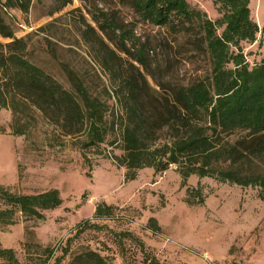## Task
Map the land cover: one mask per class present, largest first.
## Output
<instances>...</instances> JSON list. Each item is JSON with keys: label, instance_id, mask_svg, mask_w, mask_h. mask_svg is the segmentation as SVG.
<instances>
[{"label": "rangeland", "instance_id": "1", "mask_svg": "<svg viewBox=\"0 0 264 264\" xmlns=\"http://www.w3.org/2000/svg\"><path fill=\"white\" fill-rule=\"evenodd\" d=\"M187 1L211 20L220 16L213 0ZM58 5L55 0H28L26 12L7 9L5 18L14 36L27 41L26 57L65 88L66 70L72 71L88 95L105 104L103 121L112 127L102 142L86 146L84 129L67 134L48 112L18 105L19 120L14 123L11 110L0 108V186L15 194L55 188L61 199L58 206L42 211V219L15 213L12 225L0 226V247L11 248L20 264L42 260L48 254L44 264H52L67 238L68 253L58 264H67L72 254L85 247L97 251L108 264H151V257L159 264H264V190L258 184L240 185L217 174H190L183 180L182 163L170 164L157 174L151 167L132 170L119 163L126 120L114 93L115 80L95 54L93 39L111 51L113 68L122 76L143 75L141 111L148 121L160 110L150 95L169 102V87L187 84L208 72L207 56L192 43L195 35L173 33L167 26L141 20L126 0H68ZM249 8L259 28L254 42L242 43L251 66L264 54V0H249ZM98 10L113 16L146 45V72L132 52H121L108 33L98 29L93 21ZM6 41L0 37L1 43ZM16 124L22 134L15 133ZM155 133L153 146L167 139L164 131ZM224 140L241 141L238 149L244 153L255 142L241 130L226 134ZM214 166L221 170L240 166L247 176L264 174V154L233 163L224 159ZM100 201L122 210L127 222L94 219L92 208ZM4 207L0 202V209ZM149 216L158 225L154 233L142 224ZM83 219L93 224L72 236ZM122 231L140 238L142 249L136 240L113 233ZM0 264L10 263L0 258Z\"/></svg>", "mask_w": 264, "mask_h": 264}, {"label": "trees", "instance_id": "2", "mask_svg": "<svg viewBox=\"0 0 264 264\" xmlns=\"http://www.w3.org/2000/svg\"><path fill=\"white\" fill-rule=\"evenodd\" d=\"M55 1L59 3L58 8L68 2ZM126 1L143 21L155 26H167L173 33L194 34L192 43L207 56L210 67L206 74L187 84L169 87V102L163 96L150 95L160 110L156 111L153 120L147 121L141 111L140 92L146 83L143 75L136 72L122 76L113 68L109 54L111 51L107 52L93 39L97 44L95 54L115 80L114 93L126 120L121 144L123 154L119 163L132 170L151 167L155 174L161 173L170 164L182 163L185 166L179 172L183 180L190 174L201 177L217 174L222 180L240 185L258 184L264 190V174L247 176L242 173L241 165L225 170L214 166L224 159L233 163L248 159L249 155L264 154V54L258 63L250 66L242 47L243 42H254L259 31L257 23L250 16L249 0H213L220 12L216 20L191 7L187 0ZM27 4L28 0H0V37L7 39L5 43L0 42V108L8 107L13 122L18 123V105L33 107L43 113L48 112V117L67 134L84 129V145L102 142L107 129L112 127L103 121L105 104L90 97L72 71L66 70L68 87H63L26 57L27 41L14 36L5 18L6 10L26 12ZM96 14L93 21L98 29L108 33L109 39L121 52H132L135 61L146 72V45L137 41L130 30L123 28L113 16H105L101 11ZM48 43L49 40L45 39V45ZM156 130L164 131L167 139L153 146L158 137ZM238 130L246 131L255 141L247 153L239 151L241 141L231 144L224 140L226 134ZM14 131L18 134L24 132L18 125ZM149 145H152L151 149ZM183 159L187 161L183 162ZM0 202L5 205L0 209V226H7L15 222V213L34 219L44 218L42 211L58 206L61 199L55 188L31 194H15L0 186ZM112 208V205L100 201L94 205L92 217L103 218L102 222H127L123 219L122 210ZM90 224L93 223L87 219L79 221L72 236ZM142 224L152 231L158 228L152 216L147 217ZM113 233L119 238L136 240L141 249L144 245L131 232ZM68 247L69 238L52 264L62 260L68 253ZM47 257L49 254L42 260L28 264H44ZM0 258L10 264H20L11 248L0 247ZM148 261L159 264L152 257ZM67 264L108 263L97 251L85 247L72 254Z\"/></svg>", "mask_w": 264, "mask_h": 264}, {"label": "built area", "instance_id": "3", "mask_svg": "<svg viewBox=\"0 0 264 264\" xmlns=\"http://www.w3.org/2000/svg\"><path fill=\"white\" fill-rule=\"evenodd\" d=\"M93 220V219H92ZM101 220H103V218H101ZM131 223H135V224H138L140 226V224L136 221H133L131 220ZM149 233H154L152 230L148 229V228H145Z\"/></svg>", "mask_w": 264, "mask_h": 264}, {"label": "crops", "instance_id": "4", "mask_svg": "<svg viewBox=\"0 0 264 264\" xmlns=\"http://www.w3.org/2000/svg\"><path fill=\"white\" fill-rule=\"evenodd\" d=\"M106 204L112 205V204H110V203H106ZM93 208H94V206H93ZM93 208H92V210H93Z\"/></svg>", "mask_w": 264, "mask_h": 264}]
</instances>
